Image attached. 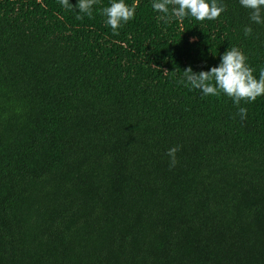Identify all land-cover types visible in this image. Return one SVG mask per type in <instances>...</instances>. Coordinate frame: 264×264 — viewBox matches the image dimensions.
Listing matches in <instances>:
<instances>
[{
	"label": "trees",
	"instance_id": "1",
	"mask_svg": "<svg viewBox=\"0 0 264 264\" xmlns=\"http://www.w3.org/2000/svg\"><path fill=\"white\" fill-rule=\"evenodd\" d=\"M125 2L113 34L109 0H0V264H264V95L183 82L232 46L258 77L264 25L238 0L169 23Z\"/></svg>",
	"mask_w": 264,
	"mask_h": 264
},
{
	"label": "clouds",
	"instance_id": "2",
	"mask_svg": "<svg viewBox=\"0 0 264 264\" xmlns=\"http://www.w3.org/2000/svg\"><path fill=\"white\" fill-rule=\"evenodd\" d=\"M98 0H77L73 6L69 0H59L62 7H75L78 13L89 17L93 13V5ZM241 8L249 10V20L257 25H264V0H238ZM137 3L128 4L125 0H109L100 14L104 23L113 34H118L124 24L134 19ZM151 8L161 14L158 19L169 23L173 19L183 21L186 17L196 21L216 20L225 11L223 0H152ZM79 19L80 16L78 15ZM252 33L250 26H244L245 37ZM247 56L237 46L225 49L219 56V61L207 70L193 71L185 68L183 82L189 90H199L202 96L223 95L231 99L233 105L241 101L252 103L257 97L264 95V67L259 69L258 77L254 76V69L247 63ZM237 113L241 120L246 117L247 109L238 107ZM179 145L169 147L166 155L169 167L177 163L176 152Z\"/></svg>",
	"mask_w": 264,
	"mask_h": 264
}]
</instances>
